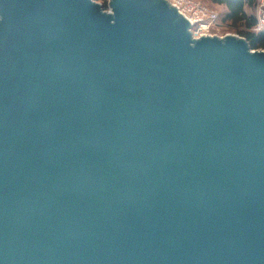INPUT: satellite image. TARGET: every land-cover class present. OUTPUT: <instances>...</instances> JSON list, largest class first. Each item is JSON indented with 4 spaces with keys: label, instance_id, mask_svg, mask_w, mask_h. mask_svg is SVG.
Instances as JSON below:
<instances>
[{
    "label": "water",
    "instance_id": "95a60500",
    "mask_svg": "<svg viewBox=\"0 0 264 264\" xmlns=\"http://www.w3.org/2000/svg\"><path fill=\"white\" fill-rule=\"evenodd\" d=\"M108 6L0 0V264H264V51Z\"/></svg>",
    "mask_w": 264,
    "mask_h": 264
},
{
    "label": "built area",
    "instance_id": "2783aa9c",
    "mask_svg": "<svg viewBox=\"0 0 264 264\" xmlns=\"http://www.w3.org/2000/svg\"><path fill=\"white\" fill-rule=\"evenodd\" d=\"M172 6L178 8L180 14L187 18L191 23V33L194 39H200L202 37H220L228 35L229 33H223L221 31V22L219 14L212 10L206 3L201 0H167ZM101 3L106 12H111L108 6L104 7V3ZM256 19L257 25L255 31L259 32L264 29V0H257L256 4ZM264 51V50H255Z\"/></svg>",
    "mask_w": 264,
    "mask_h": 264
},
{
    "label": "trees",
    "instance_id": "16d2710c",
    "mask_svg": "<svg viewBox=\"0 0 264 264\" xmlns=\"http://www.w3.org/2000/svg\"><path fill=\"white\" fill-rule=\"evenodd\" d=\"M212 2L226 8L222 21L236 29L240 36L249 42L252 50H264V29L259 32L253 30L257 25V19L253 12H249L256 8L257 0H212ZM106 6L107 1L104 2V7Z\"/></svg>",
    "mask_w": 264,
    "mask_h": 264
},
{
    "label": "rangeland",
    "instance_id": "374dc122",
    "mask_svg": "<svg viewBox=\"0 0 264 264\" xmlns=\"http://www.w3.org/2000/svg\"><path fill=\"white\" fill-rule=\"evenodd\" d=\"M99 1L102 2V3H104L107 0H99ZM201 1H203L204 3H206L212 10L216 11L219 14V16H220V22H221V27L220 28H221V31L223 33L235 34V35L240 36V34L237 32L236 29H233L229 24H227V23H225V22L222 21L223 15L226 12V8L224 6L214 4L212 2V0H201ZM249 12H253V14H255V15L257 14L256 8L254 10H252V11H249ZM240 37H242V36H240Z\"/></svg>",
    "mask_w": 264,
    "mask_h": 264
}]
</instances>
